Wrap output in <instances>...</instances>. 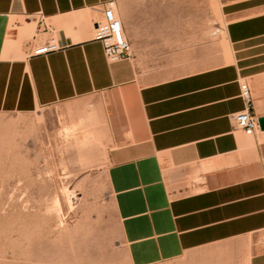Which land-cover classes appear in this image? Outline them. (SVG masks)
I'll return each instance as SVG.
<instances>
[{"label":"crops","instance_id":"0c3cea01","mask_svg":"<svg viewBox=\"0 0 264 264\" xmlns=\"http://www.w3.org/2000/svg\"><path fill=\"white\" fill-rule=\"evenodd\" d=\"M115 0H0V114L98 95L125 247L117 264H264V0L223 7L227 63L152 80L138 58L109 63L95 24ZM55 41L60 49L33 51ZM132 49V47H131Z\"/></svg>","mask_w":264,"mask_h":264},{"label":"rangeland","instance_id":"374dc122","mask_svg":"<svg viewBox=\"0 0 264 264\" xmlns=\"http://www.w3.org/2000/svg\"><path fill=\"white\" fill-rule=\"evenodd\" d=\"M238 1L115 3L136 63L161 80L228 62L223 7ZM103 104L91 95L30 114H0V264L125 259Z\"/></svg>","mask_w":264,"mask_h":264},{"label":"built area","instance_id":"2783aa9c","mask_svg":"<svg viewBox=\"0 0 264 264\" xmlns=\"http://www.w3.org/2000/svg\"><path fill=\"white\" fill-rule=\"evenodd\" d=\"M94 39L101 43L109 63L132 59V49L125 35L124 25L112 7L106 8L102 20L95 24ZM59 49V45L51 41L36 48L33 55L42 56ZM240 87L245 110L233 115L231 119L235 130L251 136L260 129L259 118L251 112L253 99L249 85L241 83Z\"/></svg>","mask_w":264,"mask_h":264},{"label":"water","instance_id":"95a60500","mask_svg":"<svg viewBox=\"0 0 264 264\" xmlns=\"http://www.w3.org/2000/svg\"><path fill=\"white\" fill-rule=\"evenodd\" d=\"M260 130L264 131V117L259 118Z\"/></svg>","mask_w":264,"mask_h":264},{"label":"bare ground","instance_id":"6f19581e","mask_svg":"<svg viewBox=\"0 0 264 264\" xmlns=\"http://www.w3.org/2000/svg\"><path fill=\"white\" fill-rule=\"evenodd\" d=\"M112 8H113V9H114V11L117 13L115 6H112Z\"/></svg>","mask_w":264,"mask_h":264}]
</instances>
